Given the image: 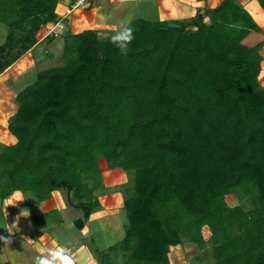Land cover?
I'll return each mask as SVG.
<instances>
[{
  "label": "trees",
  "instance_id": "1",
  "mask_svg": "<svg viewBox=\"0 0 264 264\" xmlns=\"http://www.w3.org/2000/svg\"><path fill=\"white\" fill-rule=\"evenodd\" d=\"M60 2L0 0V74L37 45L44 26H61L93 0H72L63 16ZM131 27L126 55L101 30L68 32L64 63L17 93L8 121L17 141L0 143V201L64 191L83 209V228L101 205L104 159L133 182L125 236L94 248L100 264L119 253L123 264H171V247L185 241L210 264H264V41L244 43L259 23L240 0H221L189 18L137 17ZM229 195L250 207L230 205Z\"/></svg>",
  "mask_w": 264,
  "mask_h": 264
},
{
  "label": "rangeland",
  "instance_id": "2",
  "mask_svg": "<svg viewBox=\"0 0 264 264\" xmlns=\"http://www.w3.org/2000/svg\"><path fill=\"white\" fill-rule=\"evenodd\" d=\"M62 1L65 2L64 0H61V2ZM94 1L95 0H93V2ZM177 5L178 7H176L180 8V4ZM160 6L161 2L159 5V0H139L134 9V18L143 17L156 20L159 19V17H164L167 13H162L159 8ZM246 7L257 22L264 23V9L261 7L258 0H252V3ZM101 8L105 11V8ZM69 9L70 8H65L60 15L63 16L67 14ZM79 9L74 10L72 14H69V16L62 21L61 26L60 24L57 25V28H53L54 26L52 25L44 26L37 34V45L0 74V143L8 144V142H10L9 137L11 134L9 133L10 131H7V124L9 118L18 109V103L16 101L17 93L36 81L39 70L62 65L64 63L63 47L65 34L68 32L76 33L84 30L85 27H90L89 21L95 22L96 24L105 23L104 26L99 29L103 32L101 33L103 36L108 34L114 36L119 30L120 25L116 24V27L114 26L115 22L117 23V18L114 17L115 19L113 18L109 22L110 17H108L104 11H98L99 13L96 15L94 10L88 12L85 8ZM182 9L185 11V14H181L187 16L186 13L190 11V7L187 6L186 9L182 7ZM253 9L254 11H252ZM113 10H117V8L114 7ZM255 13L257 14L255 15ZM181 14L174 13V16H180ZM120 15H122V13ZM186 16L183 18H186ZM179 19H182V17ZM110 25L111 27L108 28ZM260 27L261 29L259 31L252 32L250 40H246V43L255 45L264 41V24ZM53 30H57L58 33L56 34ZM50 32L56 34L54 40L45 39V36ZM6 34V25L0 23V44L4 42ZM261 52L264 56V47ZM262 63H264V60ZM261 82L264 85V76H261ZM100 164L103 169V184L95 192V195L99 198L101 205L88 219L85 220L83 228H78L76 225L77 220H79V218L82 219L84 216L83 209L72 202L71 205H69L66 193L61 191L67 204L65 223H71L68 225L71 230V254L75 257V249L80 245H85L88 253L91 255V259L95 261V264H100V260L97 258L94 251L95 247L106 249L108 246L115 244L125 236L127 214L123 205L125 197L129 194V191L127 190L132 186L133 182V175L125 172L121 168L111 169L104 159L100 160ZM20 194L26 198L29 197L31 193L26 195V193L20 192ZM71 198V200L78 202V199L75 198V196L71 195ZM33 199L34 197L31 198V200ZM227 200L232 206L240 204L246 209L250 207V202L248 200L241 202L234 195H229ZM63 229H59V232H62ZM203 250L204 249L198 244L185 241L184 244L171 247L169 253L170 262L171 264H210L211 259H205L203 257ZM75 260L77 261L76 258ZM113 260L115 264H123L126 257L121 253L114 254ZM88 262L89 259L86 258V261H77V264H88Z\"/></svg>",
  "mask_w": 264,
  "mask_h": 264
},
{
  "label": "crops",
  "instance_id": "3",
  "mask_svg": "<svg viewBox=\"0 0 264 264\" xmlns=\"http://www.w3.org/2000/svg\"><path fill=\"white\" fill-rule=\"evenodd\" d=\"M64 1L65 2H60L57 7V12L59 14H61L65 8H70L68 6H70V2L72 0ZM137 1L139 0H95L92 3L91 9L87 11L90 12L94 10L97 15L99 13L98 11H104L101 7L105 8L104 12L108 17H110L109 22L114 17L117 18V23L115 22V25L113 24L116 27V24L120 25V22L125 18H130L131 21L134 19V9L137 6ZM160 2L161 6L159 8L161 9V12L167 13L168 15L166 14L164 17H159V19L165 20L179 19L181 17L183 19V17L186 15H184L185 11H183L182 7H184V9H186L187 6L190 7V11L186 13V18H189L194 16L199 9L217 6L221 0H159V5ZM241 2L246 7L252 3V0H244ZM177 4H180V8H177ZM114 7L117 8V10H113ZM252 11H254V9ZM121 13L122 15H120ZM174 13L184 14H181L180 16H174ZM256 14L257 13H255V15ZM258 23L260 26H263L264 24L262 22ZM104 24H96L95 22L89 21L90 27H85V29L92 28L99 30L102 26H104ZM110 27L111 25L108 26V28ZM251 35L252 32L244 39V43H246V40H250ZM7 131H9L8 124ZM9 140L10 142H8V144H14L17 141V138L11 134ZM16 193H20V191H16L2 202L0 201V236L8 235L6 232L8 226L15 222V219L20 214L21 210H28V212L25 213L27 218H20L19 227L13 230L16 234L12 237L13 243L11 245L5 247L2 242H0V264H34L35 258L38 255L46 254L45 250L57 246H63L71 253V230L69 229L70 226H68L71 223H65L67 204L61 191L55 190L53 192V196L50 199L40 202L36 201L35 199H33L34 201L31 200V195L26 198L23 197V201L18 203L17 206H9L7 209H5V201L11 200L13 203H17L18 198H16ZM35 216H44V218L39 220L38 223H35L33 220ZM59 229H63V231L59 232ZM23 237L32 239L33 242L27 243L26 239H22ZM81 246L82 245L75 249L76 256L74 258H76L78 262L82 260L86 261V258H91L86 246Z\"/></svg>",
  "mask_w": 264,
  "mask_h": 264
},
{
  "label": "clouds",
  "instance_id": "4",
  "mask_svg": "<svg viewBox=\"0 0 264 264\" xmlns=\"http://www.w3.org/2000/svg\"><path fill=\"white\" fill-rule=\"evenodd\" d=\"M131 19L125 18L120 22L119 30L112 37L114 45L118 48L122 55H126L128 46L134 39V30L131 27ZM260 75L264 76V63L261 64ZM17 203H13L11 200L5 201V209L9 206H17L18 203L23 201V196L20 193H16ZM28 210H21L20 214L16 217L15 222L8 226L6 232L7 236H0V242L7 247L13 243L12 237L16 234L13 230L19 227V221L21 217H26L25 213ZM27 243H32V239L23 237ZM46 254L38 255L35 258L34 264H77L74 256L63 246H57L51 249L45 250ZM88 264H95V261L89 258Z\"/></svg>",
  "mask_w": 264,
  "mask_h": 264
},
{
  "label": "built area",
  "instance_id": "5",
  "mask_svg": "<svg viewBox=\"0 0 264 264\" xmlns=\"http://www.w3.org/2000/svg\"><path fill=\"white\" fill-rule=\"evenodd\" d=\"M83 2H84V0H78L77 5H80V4H82ZM71 10H72V9L70 8V9H69V12H70ZM53 28H57V26H54ZM53 32L58 33L57 30H53ZM50 33H51V32H50Z\"/></svg>",
  "mask_w": 264,
  "mask_h": 264
}]
</instances>
